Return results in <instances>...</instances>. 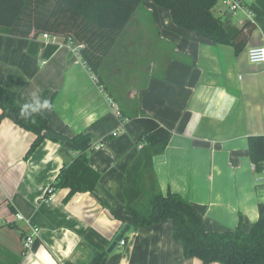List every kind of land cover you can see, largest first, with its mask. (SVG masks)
<instances>
[{
	"label": "crops",
	"instance_id": "0c3cea01",
	"mask_svg": "<svg viewBox=\"0 0 264 264\" xmlns=\"http://www.w3.org/2000/svg\"><path fill=\"white\" fill-rule=\"evenodd\" d=\"M253 1L243 0L244 7ZM141 5L151 25L140 17L123 30L103 60L100 82L66 46L44 56L39 36L0 31V85L15 91L21 106L50 101V126L64 138L88 133L86 154L99 173L93 192L65 200L68 188L60 187L46 196L73 157L69 142L44 139L26 157L35 134L1 118L0 264H93L98 258L99 264H202L183 256L171 221L132 224L123 189L126 170L142 145L137 143L141 128L128 117L138 108L171 132L164 150L152 158L161 193L185 197L207 231L238 225L248 231L258 218L264 180L253 168L248 137L264 132V66L250 62L247 51L264 47V16L247 8L250 14L241 11L234 22L224 8L213 11L237 27L252 22L237 51L178 26L153 0ZM31 41L38 47L31 50ZM15 212L39 228L27 249L23 234L29 227L15 219ZM126 224L124 246L117 243L107 252Z\"/></svg>",
	"mask_w": 264,
	"mask_h": 264
},
{
	"label": "trees",
	"instance_id": "16d2710c",
	"mask_svg": "<svg viewBox=\"0 0 264 264\" xmlns=\"http://www.w3.org/2000/svg\"><path fill=\"white\" fill-rule=\"evenodd\" d=\"M142 1L0 0V31L26 37L49 32L82 43L79 55L100 82L105 56ZM153 1L168 9L173 22L178 26L194 31L199 37L233 45L237 51L242 48L246 33L253 26L249 21L237 27L229 24L226 16L221 18L215 15L212 7L216 0ZM247 8L253 16H264V0H254ZM33 45L38 47V43L31 41V50ZM56 48V45H47L44 56L50 55ZM48 105L31 116H23V106L17 103L16 92L0 85V119L7 117L35 134L26 157L44 139H66L72 148V159L63 164L45 195L48 196L53 189L60 187L68 188L65 200L76 192H93L99 173L91 167L86 154L91 143L89 134L78 133L64 138L54 131L50 126V101ZM128 117L140 126L137 143L142 144L138 155L126 170L123 189V199L132 215L133 226L149 227L165 220L171 221L172 237L180 242L183 256L198 258L202 264H264V202H259L258 218L251 223L248 231L240 225L224 232L207 231L202 216L185 197L170 191L163 194L158 189L152 170V158L160 154L168 144L170 130L140 108L128 114ZM114 135H105L101 142ZM248 151L255 170L259 172L264 164V139L261 135L248 137ZM122 239L126 241L125 234ZM99 260L93 264H99Z\"/></svg>",
	"mask_w": 264,
	"mask_h": 264
},
{
	"label": "built area",
	"instance_id": "2783aa9c",
	"mask_svg": "<svg viewBox=\"0 0 264 264\" xmlns=\"http://www.w3.org/2000/svg\"><path fill=\"white\" fill-rule=\"evenodd\" d=\"M224 3L226 4V10L224 9L225 12L232 13L236 10H241L250 14L247 8L244 7L243 0H224ZM39 40L43 47H46L47 45H56L57 47L66 46L69 49V51L75 54H79V50L83 46L82 43H76L70 37L65 39L57 34H52L49 32L40 33ZM247 57L250 62L261 63L264 66V47L263 46L250 47L247 51ZM94 79L95 81H97L96 77ZM112 105L114 106V103H112ZM262 137L264 139V132L262 133ZM102 145L103 144L101 142L96 146V148H100ZM253 168H255L254 164H253ZM259 173L261 178H263L264 180V164L262 165V168L260 169ZM261 188L264 191V181L261 184ZM50 194L51 192L49 193V195ZM14 217L16 220H23L29 227L28 230L23 234V247L27 249L37 238L39 228L35 225H32L30 221L19 212H15ZM118 244L119 246H124L125 241L121 239L118 242Z\"/></svg>",
	"mask_w": 264,
	"mask_h": 264
},
{
	"label": "rangeland",
	"instance_id": "374dc122",
	"mask_svg": "<svg viewBox=\"0 0 264 264\" xmlns=\"http://www.w3.org/2000/svg\"><path fill=\"white\" fill-rule=\"evenodd\" d=\"M246 2L249 1V0H245ZM219 8H224L226 10V4L224 3V0H216V5L213 9V11L217 12V10ZM232 20L235 22L240 16L243 15V13L241 12V10H236L234 12H232ZM148 11L142 6L140 5L139 8L136 10L133 18L131 19V21L129 22V24L127 25L128 27H131L133 26V24H135L136 22V19H140V17H146V24L149 26L151 25L152 21H150V17L148 16ZM222 18H224V14H222ZM139 21V20H138ZM144 21V20H143ZM144 25V24H143ZM146 26V25H144Z\"/></svg>",
	"mask_w": 264,
	"mask_h": 264
},
{
	"label": "clouds",
	"instance_id": "9594fccd",
	"mask_svg": "<svg viewBox=\"0 0 264 264\" xmlns=\"http://www.w3.org/2000/svg\"><path fill=\"white\" fill-rule=\"evenodd\" d=\"M48 102L45 101L43 104L39 100H36L34 103L25 104L21 109V114L23 116H31L33 113L39 112L41 108L48 107Z\"/></svg>",
	"mask_w": 264,
	"mask_h": 264
},
{
	"label": "water",
	"instance_id": "95a60500",
	"mask_svg": "<svg viewBox=\"0 0 264 264\" xmlns=\"http://www.w3.org/2000/svg\"><path fill=\"white\" fill-rule=\"evenodd\" d=\"M130 225L126 224L121 231L115 236L113 242L110 244V246L107 248V252L112 251V249L116 246V244L122 239L125 232L129 229Z\"/></svg>",
	"mask_w": 264,
	"mask_h": 264
}]
</instances>
